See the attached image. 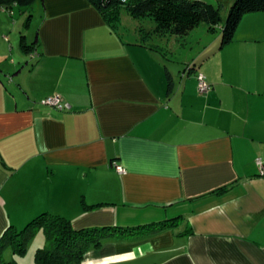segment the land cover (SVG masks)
<instances>
[{
  "label": "crops",
  "instance_id": "obj_1",
  "mask_svg": "<svg viewBox=\"0 0 264 264\" xmlns=\"http://www.w3.org/2000/svg\"><path fill=\"white\" fill-rule=\"evenodd\" d=\"M21 9L32 55L0 41V237L47 213L103 231L81 264H264V12L223 47L202 25L153 52L86 0Z\"/></svg>",
  "mask_w": 264,
  "mask_h": 264
},
{
  "label": "trees",
  "instance_id": "obj_2",
  "mask_svg": "<svg viewBox=\"0 0 264 264\" xmlns=\"http://www.w3.org/2000/svg\"><path fill=\"white\" fill-rule=\"evenodd\" d=\"M35 1L0 0V10H4V12H8L11 15L10 10L13 7L28 8ZM86 1L98 12L104 23L113 31L122 24L121 16L124 12L138 24L136 26V32L139 36L138 46L153 52H157V48L149 44L151 40L170 38L185 40L190 33L202 25L206 26L207 32L210 34L219 31L220 46L223 47L232 42L234 33L245 15L264 12V0H233L231 6L225 10V17L221 16L220 4H210L205 0ZM146 21L151 23V25L145 27L143 24ZM21 47L24 53L32 55V49L34 48L32 44L22 45ZM161 55L165 57L163 52ZM195 68L194 63H185L181 74L188 75ZM199 74L203 75L198 72L195 74L196 83ZM167 75L169 85L171 83L169 73ZM205 81L207 82L206 78ZM208 85L209 90L207 93L211 89L209 83ZM11 230L12 233H9ZM37 230H42L46 244L44 247L37 249L34 257L35 264H81L88 249L100 247L104 237L102 230H75L70 222L64 218L42 213L26 224L25 228L20 232H17L11 226L7 228L2 238H0V248L1 242L8 233L9 236L17 238L24 234L32 236ZM9 245H11V242Z\"/></svg>",
  "mask_w": 264,
  "mask_h": 264
},
{
  "label": "rangeland",
  "instance_id": "obj_3",
  "mask_svg": "<svg viewBox=\"0 0 264 264\" xmlns=\"http://www.w3.org/2000/svg\"><path fill=\"white\" fill-rule=\"evenodd\" d=\"M210 4L219 5L221 6V16H224L225 10H227L233 0H205ZM13 16L10 17L8 12L7 14H2L0 10V17L1 19L8 18L7 24L9 28L6 32L2 33L3 26L0 24V41H4L5 45L7 46V50H9V59L8 61L11 62L12 59L17 57H22L23 60L28 58L30 55L27 54L26 57L23 55V50L20 49L21 44H26L29 42L30 39V32H28L23 27V20L20 16L19 11L21 8H14L13 9ZM12 14V13H11ZM6 15V16H4ZM21 18V19H20ZM6 20V19H5ZM22 20V21H21ZM126 20L133 22L134 20L130 19L124 12L121 16V21L124 25H128L130 22H125ZM223 20V19H222ZM6 24V23H5ZM138 25V24H136ZM145 27L151 25L148 21L143 24ZM24 33V34H23ZM24 36V39L22 37ZM7 43V44H6ZM3 45L0 44V50H2ZM13 47V48H12ZM26 224L22 226L21 229L16 230L20 232L25 228ZM12 233V230L9 232ZM9 233L6 235L5 239L1 242L0 248V264H35L34 257L36 254L37 249L44 247L45 237L43 232L35 233L34 235L24 234L23 236L20 235L17 238L9 236ZM2 238V236L0 237ZM11 242V245L9 243Z\"/></svg>",
  "mask_w": 264,
  "mask_h": 264
},
{
  "label": "built area",
  "instance_id": "obj_4",
  "mask_svg": "<svg viewBox=\"0 0 264 264\" xmlns=\"http://www.w3.org/2000/svg\"><path fill=\"white\" fill-rule=\"evenodd\" d=\"M197 83H198L199 93H201V94L207 93V91L209 90V85L205 81V78L203 75L199 74L197 76ZM42 104L52 106L57 110H64L66 107L65 105H63L62 100L59 96L47 98V99L42 101ZM258 165L260 166L261 164H258ZM116 170L120 174L124 173L123 169L119 166L116 167Z\"/></svg>",
  "mask_w": 264,
  "mask_h": 264
}]
</instances>
